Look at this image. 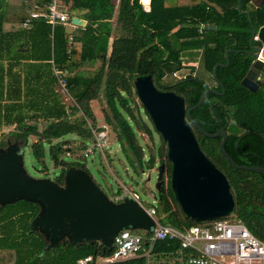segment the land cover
I'll list each match as a JSON object with an SVG mask.
<instances>
[{
    "label": "trees",
    "instance_id": "16d2710c",
    "mask_svg": "<svg viewBox=\"0 0 264 264\" xmlns=\"http://www.w3.org/2000/svg\"><path fill=\"white\" fill-rule=\"evenodd\" d=\"M46 1L25 0L23 11L4 18L11 24L0 25V60L1 54L9 53L7 70L13 74H8L6 82L4 73H0V132L11 127L9 134L24 145L34 137L32 155L44 167L47 145L51 161L60 168L55 181L62 183L63 172L69 166L84 168L82 163L66 161L64 156H78L94 140L93 129L105 128L97 126L90 105L102 94L104 120L128 163L141 169L165 163L166 186L156 197L157 214L179 228L193 223L170 188L166 143L157 132L160 142L156 145L152 123L142 104L135 101L133 80L149 74L158 89L182 96L188 108L207 87L221 91L213 67L225 62L226 48L233 49L229 64L216 69L224 93L208 92L203 102L191 110V116L208 132L220 128L227 132L224 147L236 163L264 166V80L255 91L241 84L252 59L245 51L251 24L242 11L248 9L251 0H240V7L239 0H150L149 10L140 0H64L70 16L73 10H82L87 21L84 26L70 31L67 26L57 25L51 35L50 24L36 17L24 27L23 21L32 11L43 10ZM260 1L258 7L250 9L256 27L264 25V0ZM205 24L215 28H205ZM198 50V67L210 81L196 74L194 64L183 58V53ZM22 60L27 62L23 78L14 71ZM53 67L65 74L67 90L75 102L71 109L55 89ZM167 76L172 79L165 81ZM77 111L82 115L71 118ZM192 129L202 151L228 179L235 218L264 241V174L234 168L220 152V136L208 137L194 126ZM141 133L148 137L144 143ZM4 144L2 139L0 146ZM117 194L120 192L113 196ZM15 204L23 205L12 212H7L12 205L0 206V264H76L80 257L92 255L95 261L112 251L98 241L77 246L66 241L46 249L42 235L30 230L38 205L27 200ZM176 245L160 240L154 249ZM93 264H145V258Z\"/></svg>",
    "mask_w": 264,
    "mask_h": 264
},
{
    "label": "water",
    "instance_id": "95a60500",
    "mask_svg": "<svg viewBox=\"0 0 264 264\" xmlns=\"http://www.w3.org/2000/svg\"><path fill=\"white\" fill-rule=\"evenodd\" d=\"M140 2L144 9H150V0ZM254 6L252 3L250 8L242 10L251 24V36L245 51L252 59L241 84L251 91H255L264 80V25L256 27L252 22L250 9ZM204 27L215 28V25L205 24ZM232 50L226 48L225 62L213 67V77L221 91L207 87L198 101L188 108L182 96L158 89L149 74L138 75L133 80L139 102L153 128L166 143V157L171 163L170 188L185 216L193 221L229 215L234 199L226 175L202 151L192 126L205 136H220V152L234 168L264 174V166L259 163L244 165L235 162L225 150L227 132L223 128L208 132L191 116V110L203 102L208 92L224 93L216 69L219 65L229 64ZM23 145L7 140L4 146H0V206L19 200L36 203L38 212L30 222V230L42 235L47 242L46 249L66 241L76 246L98 241L111 248L114 236L121 229L152 230L153 218L132 196L112 200L85 168L69 166L63 172L62 183L49 177L31 176L24 168ZM156 171L155 188L160 192L165 189V163H159Z\"/></svg>",
    "mask_w": 264,
    "mask_h": 264
},
{
    "label": "built area",
    "instance_id": "2783aa9c",
    "mask_svg": "<svg viewBox=\"0 0 264 264\" xmlns=\"http://www.w3.org/2000/svg\"><path fill=\"white\" fill-rule=\"evenodd\" d=\"M36 17H42L50 24L51 35L57 25L74 24L64 0H47L44 9L32 11L23 21V26L29 27L31 19ZM53 72L58 84L68 91L65 74L55 67ZM93 134L94 140L83 149V157H88L95 149L103 151L106 146L107 133L104 129H93ZM126 195L132 196L153 218L152 230L121 229L113 238L112 251L108 256H98L94 261L92 255H86L78 258L76 264L114 262L140 256L145 258V264H264V241L239 219L225 216L194 221L186 228H179L163 221L157 214L156 205L144 206L138 196L127 188L111 199L120 201ZM160 240L174 241L177 245L175 248L155 250L154 244Z\"/></svg>",
    "mask_w": 264,
    "mask_h": 264
},
{
    "label": "rangeland",
    "instance_id": "374dc122",
    "mask_svg": "<svg viewBox=\"0 0 264 264\" xmlns=\"http://www.w3.org/2000/svg\"><path fill=\"white\" fill-rule=\"evenodd\" d=\"M194 55L198 54V51H192ZM187 53H183V58L186 57ZM196 74L203 77L206 80H209L207 75L202 73V67H194ZM185 72V70H183ZM172 77L167 76L164 78L165 81L171 80ZM55 89L58 91V94L62 101L65 103V106L68 109H71L75 104L73 97L61 87L58 82L55 83ZM97 99H93L90 102L92 111L96 118L97 126H103L107 133V142L104 146L103 151L95 149L94 153L90 154L88 157H83L82 151H80L78 156H68L65 155L64 159L66 161H76L82 163L86 171L94 179V181L103 189V191L110 197H113V193H123L125 188L135 193L138 198L141 200L144 206L148 207L149 205H156L157 200H155V194H158L155 188L157 171L155 168L148 169L144 167L143 169L139 167H134L130 165L127 159L121 152V146L117 143L115 134L111 131V128L104 120V109H106V104L102 94L99 95ZM136 103H140L137 96L135 95ZM82 113L79 111L74 112L71 115V118L79 117ZM144 117V116H143ZM88 124L91 126V119L87 118ZM12 130L11 127H5L3 132H0V141L2 139H13L9 132ZM154 141L156 145H159L160 138L156 130L153 128ZM11 136V137H10ZM142 143L147 141L148 137L146 133H141ZM34 140V137H31L26 145H24V168L27 173L33 177H49L55 179L60 172V168L55 166L51 161L47 149L48 146H45L46 156L44 158V164L41 165L32 155L31 142ZM6 143V142H5ZM150 144V142H148ZM87 144V142H86ZM89 144V143H88ZM165 176V175H164ZM165 178V177H164ZM17 202V201H16ZM9 205H12L9 207ZM22 206L23 204L10 203L7 205V212H12L16 207ZM163 216V214H161ZM228 219H234V213L227 215Z\"/></svg>",
    "mask_w": 264,
    "mask_h": 264
},
{
    "label": "crops",
    "instance_id": "0c3cea01",
    "mask_svg": "<svg viewBox=\"0 0 264 264\" xmlns=\"http://www.w3.org/2000/svg\"><path fill=\"white\" fill-rule=\"evenodd\" d=\"M260 0H251L250 1V4H249V7L250 8V5L252 3L255 4V6L252 8V9H255L256 7H258L260 5ZM117 1H116V5H117ZM25 0H2L0 1V25H3V26H8L10 25L11 23H6L5 22V17H9V16H12L13 14L17 13V12H21L24 10L25 8ZM251 9V10H252ZM72 22L74 24L72 25H67V28L71 31L73 29H76L78 26H84L86 24V19H84L82 17V10H73L72 12ZM73 19H75V21H73ZM81 21V24L78 22ZM25 53H27V50H24L22 51ZM8 52L6 53H3L1 54V57L2 59L0 60L3 67H0V73H4L5 75V80L7 82L8 78H9V75H13L11 72H8L7 70V66H8V58L10 57L9 56V53L7 54ZM19 55V53H17ZM199 55H200V50H198V54L197 55H194L193 52H187L186 54V60L185 61L186 63H190V64H194L195 67L198 66V63H199ZM25 63H27L25 60H22V63L20 65V67H14V71H18L20 72L22 78L24 77V75L27 73V70H26V67H25ZM9 74V75H8Z\"/></svg>",
    "mask_w": 264,
    "mask_h": 264
},
{
    "label": "flooded vegetation",
    "instance_id": "af4514ba",
    "mask_svg": "<svg viewBox=\"0 0 264 264\" xmlns=\"http://www.w3.org/2000/svg\"><path fill=\"white\" fill-rule=\"evenodd\" d=\"M7 140H10L11 142H12V141H16L17 143H19V141L16 140V139H14V138H13V139H9V138H7V139H5V142H6ZM5 144H6V143H5ZM5 144H4V145H5ZM4 145H1V146H4ZM165 186H166V184H165Z\"/></svg>",
    "mask_w": 264,
    "mask_h": 264
}]
</instances>
